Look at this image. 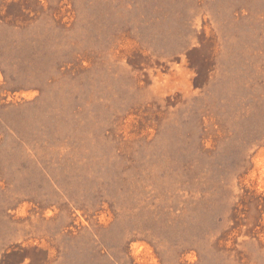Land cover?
<instances>
[{
  "label": "rangeland",
  "instance_id": "rangeland-1",
  "mask_svg": "<svg viewBox=\"0 0 264 264\" xmlns=\"http://www.w3.org/2000/svg\"><path fill=\"white\" fill-rule=\"evenodd\" d=\"M0 264H264V0H0Z\"/></svg>",
  "mask_w": 264,
  "mask_h": 264
}]
</instances>
